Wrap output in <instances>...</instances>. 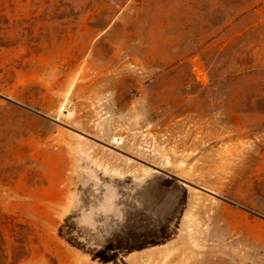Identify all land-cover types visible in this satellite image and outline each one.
I'll list each match as a JSON object with an SVG mask.
<instances>
[{
	"label": "rangeland",
	"instance_id": "374dc122",
	"mask_svg": "<svg viewBox=\"0 0 264 264\" xmlns=\"http://www.w3.org/2000/svg\"><path fill=\"white\" fill-rule=\"evenodd\" d=\"M219 232L264 264V0H0V264Z\"/></svg>",
	"mask_w": 264,
	"mask_h": 264
},
{
	"label": "crops",
	"instance_id": "0c3cea01",
	"mask_svg": "<svg viewBox=\"0 0 264 264\" xmlns=\"http://www.w3.org/2000/svg\"><path fill=\"white\" fill-rule=\"evenodd\" d=\"M237 242L236 246H230L229 241L223 242L222 234L219 232L215 234L214 239L200 240L197 245L199 249L198 254H192L190 242L185 241L181 246L183 256L178 262L182 264H245L246 255L241 254L237 249L239 245H246V242L239 241L238 239ZM234 248H236L237 252H232L233 250L235 251ZM174 263H176V255L172 254L170 264Z\"/></svg>",
	"mask_w": 264,
	"mask_h": 264
}]
</instances>
